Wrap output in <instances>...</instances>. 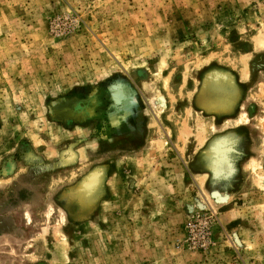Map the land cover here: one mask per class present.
<instances>
[{"label":"rangeland","instance_id":"obj_1","mask_svg":"<svg viewBox=\"0 0 264 264\" xmlns=\"http://www.w3.org/2000/svg\"><path fill=\"white\" fill-rule=\"evenodd\" d=\"M0 264H264V0H0Z\"/></svg>","mask_w":264,"mask_h":264}]
</instances>
